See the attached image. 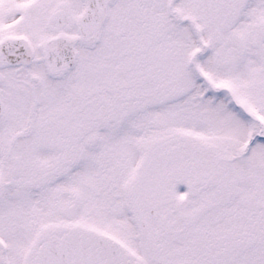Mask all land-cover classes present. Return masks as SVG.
<instances>
[{"label": "snow or ice", "instance_id": "1", "mask_svg": "<svg viewBox=\"0 0 264 264\" xmlns=\"http://www.w3.org/2000/svg\"><path fill=\"white\" fill-rule=\"evenodd\" d=\"M0 264H264V0H0Z\"/></svg>", "mask_w": 264, "mask_h": 264}]
</instances>
